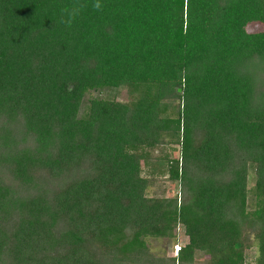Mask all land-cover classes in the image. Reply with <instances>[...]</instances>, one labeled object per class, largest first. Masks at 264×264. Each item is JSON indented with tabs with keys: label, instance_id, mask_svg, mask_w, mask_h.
Masks as SVG:
<instances>
[{
	"label": "trees",
	"instance_id": "trees-1",
	"mask_svg": "<svg viewBox=\"0 0 264 264\" xmlns=\"http://www.w3.org/2000/svg\"><path fill=\"white\" fill-rule=\"evenodd\" d=\"M73 2L0 0V264H264V0Z\"/></svg>",
	"mask_w": 264,
	"mask_h": 264
},
{
	"label": "rangeland",
	"instance_id": "rangeland-1",
	"mask_svg": "<svg viewBox=\"0 0 264 264\" xmlns=\"http://www.w3.org/2000/svg\"><path fill=\"white\" fill-rule=\"evenodd\" d=\"M245 29L249 33L258 32L263 29L262 24L259 23H249L245 26ZM112 92L110 90H107L100 94V96L103 97H111ZM98 95L96 92H90V94H86L85 98H89V96H95ZM124 93H120V97L122 98ZM165 151L167 152H173L174 154L177 152V149L175 147H165ZM162 181V180H160ZM177 191V184L175 182H162L160 189L158 190L157 194H163L164 196H169L171 194H174ZM162 192V193H161ZM185 241V237L182 234V231L180 228L177 230L176 238L173 239H164V238H147L146 243L151 251L154 252H166L167 255H175L176 251L178 249V246H180ZM255 257V250L253 248L249 249L247 251V254L245 256V264H252L253 259Z\"/></svg>",
	"mask_w": 264,
	"mask_h": 264
},
{
	"label": "clouds",
	"instance_id": "clouds-1",
	"mask_svg": "<svg viewBox=\"0 0 264 264\" xmlns=\"http://www.w3.org/2000/svg\"><path fill=\"white\" fill-rule=\"evenodd\" d=\"M85 7H87V3H82L80 0H74L71 6H66L62 9V18L60 22L65 24L67 27H71L76 17L80 15ZM91 7L95 11H102L104 5L101 0H93Z\"/></svg>",
	"mask_w": 264,
	"mask_h": 264
},
{
	"label": "water",
	"instance_id": "water-1",
	"mask_svg": "<svg viewBox=\"0 0 264 264\" xmlns=\"http://www.w3.org/2000/svg\"><path fill=\"white\" fill-rule=\"evenodd\" d=\"M176 91H177V92H179V91H180V89H179V88H177V89H176Z\"/></svg>",
	"mask_w": 264,
	"mask_h": 264
}]
</instances>
